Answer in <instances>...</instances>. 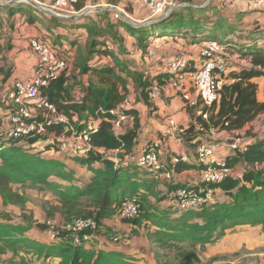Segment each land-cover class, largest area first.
Here are the masks:
<instances>
[{
  "label": "trees",
  "instance_id": "16d2710c",
  "mask_svg": "<svg viewBox=\"0 0 264 264\" xmlns=\"http://www.w3.org/2000/svg\"><path fill=\"white\" fill-rule=\"evenodd\" d=\"M87 4L88 0H78L74 5L75 11L84 10ZM213 8L211 6L210 10ZM207 9L201 11L208 12ZM194 11L197 12L190 7L176 8L169 17L148 29L134 28L124 20L112 22L106 18V25L104 22L91 20L87 25L89 37L86 43L81 44L79 39L74 40L73 47L74 45L77 47L76 51H72L68 57L65 56L64 45L59 44L48 33L44 37L33 35L25 38L29 41V46L32 39L52 42L53 50L61 53L60 56L65 57L68 62L67 69L47 86L41 87L38 98L28 102L33 112L28 121L46 122L44 112L47 111L39 110L38 102L47 101L56 107L58 114L67 118L68 125L78 133L88 130L91 123L94 124L95 130L89 131L92 148L87 155L80 156L70 154L64 148L73 131L67 132V124L57 121L47 126L43 134L35 133V136L28 135L19 139L10 137L9 118L17 112V107L7 101L12 86L21 81L16 77L17 65L14 62V54L17 55L22 48L13 44L16 39L13 32L17 27L14 30L10 20L15 17L14 23L20 22L21 26L29 24L37 28L46 26L44 21L65 30H69L66 28L68 24H71V28L79 26L76 21L58 19L33 7L23 9L21 6H0V112L5 116L0 119V241L12 242V245H15L17 250L15 252L20 256V264H27L28 253L41 260L54 259L56 262L61 260L62 264H136L124 257H120V262L113 261L111 258L113 255L108 252H92L85 242L75 244L70 231L67 234L61 231V234L60 227L50 226L42 218L36 217V212L31 211L28 215H22L20 208L26 207L27 189L45 188L54 191L62 204L59 212L63 213L64 207L68 203L77 202L79 195L92 198V203L97 204V211L94 217L90 218L96 221L98 228L87 233L93 242H96L100 235L107 234L105 221L111 217V211L112 216L115 215L133 226H139L143 222L149 234H151L149 227L153 225L145 223L146 218L151 219V223L154 224L153 219L161 217V221L157 222L159 231L152 235L163 249L170 245L169 242L177 245L187 239L202 246L219 242L226 236V230L232 227L231 224L252 226L264 224V118H261L264 117V103L258 100V85L255 82L256 79L264 77V45L260 44L264 41V23L246 27L243 38L237 42L231 37V34L239 29L236 25H230L228 22L226 25L223 17L213 13L211 19L215 20V23L204 24L203 19L195 20L192 15ZM17 14L20 17H16ZM105 14L114 15L112 12ZM6 24H9L10 31L5 37ZM121 26L127 27L131 36L138 41L139 47L144 49L145 45H149L151 38L162 35L173 40L189 37L186 41L188 45L198 43L203 47L206 42L217 41L229 51L232 59L229 57L227 72L222 77L224 85L219 92V101L211 107H205L204 110L209 114V119H204L201 115H192L193 120L189 128L178 131L179 138L194 150L195 160L191 163L183 160L182 156L171 158L170 163L161 160L163 169L154 174L138 168L133 163L124 165L127 155L138 156L147 148L145 146L138 149L142 130L138 106H148L152 111L155 109V99L150 93L154 85L162 88L160 80L164 76L158 77L160 79L156 81L146 71L121 58L128 51L124 45L125 39L117 31ZM184 28L188 30L184 31ZM208 28H224L222 38L219 39L217 35L214 37L205 35V32L210 30ZM46 30L53 33L50 27H46ZM57 36L62 37L59 34ZM245 36L251 38L245 39ZM107 37L116 42L118 50L111 48ZM252 37L254 41H251ZM127 99L131 104L124 112L127 122L122 125V131L117 133L118 116L111 112L119 113L120 106ZM187 107L191 108L189 104ZM211 127L216 129L215 134L211 133ZM232 135L241 140L242 146L237 150L230 148L231 155L224 162L228 169L235 172L220 183L205 182V173L211 167L198 161L199 147L206 143L218 144L221 138L224 143L229 144L232 140L224 137ZM42 145L43 148H40ZM116 151L119 164L114 159L113 152ZM51 153H64L67 160H74L80 164L82 170L84 172L86 170L90 176L88 189L79 191L76 188H61L59 185L61 183L52 178L60 180L67 176L66 164L61 160L65 158L57 161L50 155ZM175 159H179L176 164ZM131 168L137 175L141 173L152 179L151 183L145 185V188L149 189V196L158 200H161L158 196L166 197L163 204L168 203V207L155 209L157 212L160 211V215L151 213L144 215L141 204L137 218L120 216V207L127 196L132 194L130 198L139 199L141 194H147L146 190L140 192L141 185L137 182L131 183L127 171ZM186 170L199 172L201 182L195 184L177 179L176 175ZM167 174H170L171 178H168ZM161 178L163 182L157 184V179ZM182 190L193 192L207 200L197 208L183 210L178 204V193ZM209 194L211 197L208 199ZM178 213H181V216L174 218L172 222L170 218L172 215L178 216ZM196 220L201 222H194ZM13 230L19 234L12 232ZM134 233L137 234V231ZM14 238L15 241H12ZM123 239L124 236L119 234L105 236V241L109 244L118 245ZM24 255L26 256L23 257ZM199 261L200 258L194 251L185 256L181 255L177 260L180 264H194ZM0 264H6L5 256H0Z\"/></svg>",
  "mask_w": 264,
  "mask_h": 264
},
{
  "label": "crops",
  "instance_id": "0c3cea01",
  "mask_svg": "<svg viewBox=\"0 0 264 264\" xmlns=\"http://www.w3.org/2000/svg\"><path fill=\"white\" fill-rule=\"evenodd\" d=\"M37 1V0H34ZM51 0H43L42 2L37 1L41 3L42 5H50L46 4V2ZM176 5L179 6H186L193 8L196 14H199L203 11L204 7L199 6L200 0H173ZM45 2V3H44ZM54 2V0H52ZM50 2V3H52ZM217 4H225L229 9L232 8L228 13L226 10L225 17L228 20H232L230 25H236L241 20V17H245L247 21H245L246 24H244V29L246 27H253L254 25H259L260 23H264V0H217ZM10 6H18L23 9H27V7H33L27 3H19L14 4ZM234 7V8H233ZM34 8V7H33ZM94 8V11L90 13L89 15L75 19L72 21H76V24L79 26L78 28H71V24L66 25V28L69 30H65L64 28H57L54 29V27H50L49 25L41 26L40 28H37L36 26H31L29 24H25L24 26H20L17 30V34H19V39L21 41L26 40L25 38L31 37L35 35L34 37L41 36V33L43 35L50 34L52 38L59 44L64 45V51L65 56L68 57V55L71 54V52L74 50L76 51V46L73 47V41L76 40L75 36L69 35L67 32H74L75 35L79 34L81 38H79L81 44L86 43L87 37H89L88 34V28L87 25L91 23V20H94L95 22L99 23H105L106 25V18H109L112 22L124 20L126 23H128L130 26L134 28H151L153 25H156L157 21H154L153 19H150L149 12L146 9V7L137 2L136 0H97V2L92 3L91 0H88V4L85 6L84 10L92 9ZM211 7H209V11L206 12L208 18H211V15L213 12L210 10ZM112 9L119 10L123 15H126L128 17V20H130L132 23L135 24L131 25L125 18L122 17V15L119 14L120 17H117V12H114ZM207 9V8H205ZM207 9V10H208ZM37 10V9H36ZM114 13V15L111 14H105V13ZM210 12V13H209ZM102 15V16H97ZM91 16V17H90ZM194 16V15H193ZM17 17V16H16ZM20 17V16H19ZM195 20L202 19L200 17H197V15L194 16ZM16 18L10 20V23L12 26H14L15 30V23L14 20ZM66 20V19H65ZM9 21V20H8ZM204 21V20H203ZM145 25V26H142ZM46 27H50L53 30V33H49L46 30ZM31 28L33 29V33H26L27 35H24L26 32V29ZM238 28V27H237ZM73 29V30H72ZM210 29V28H208ZM156 30V29H155ZM242 30V29H241ZM119 34L125 39V44L127 46V54H124L121 58H123L126 61H129L133 65H136L141 70L147 69V73H151V77L154 80H159L160 76H164L160 82L162 83L161 93L159 97L155 99L154 106L155 109L152 111L150 107L139 105L138 110L141 113V135L139 137V143H138V149H142L145 146L147 147L150 144L158 143L161 144V160L165 163H170L171 158L182 156L188 160L187 163H191V161L195 160L194 157V150H191L183 140L179 138V132L182 129H188L190 124L192 123V115L194 116H200L202 112H205L206 109L205 105L203 104L202 100L199 98L198 93L196 90L191 89L190 90V98L191 100L188 102L185 100L182 96V94L174 89V87L171 85H164L163 82H166V79H168V76L165 77L166 74H168V65L170 61L172 60L173 56L175 57L178 54H181L184 59L189 61V65L191 69H195L198 66L201 65L202 58H201V51L203 46H199L197 43L196 45H189V49H183L182 46L185 45L183 42V39H176L174 41L172 38L169 37H162L159 39L151 38L149 45H145V49L142 47H139L138 41L131 36L129 33V29L127 27H118ZM129 31V32H128ZM154 31V30H151ZM214 33L211 35V33ZM15 34V31L13 32ZM57 34L62 35V37H58ZM214 37L216 33V29H210L207 32H205V35H209ZM108 43L112 45L111 48H114L115 50H118L119 47L116 45V42L113 41L111 38L107 37ZM18 40V39H17ZM15 42V41H14ZM167 47L171 49V51H167ZM29 41L28 44L25 46L24 49H21V52H18L17 55L14 54V62L15 65H17L16 69V77L21 81H30L34 78L35 68L37 65V58L30 50ZM65 58V57H64ZM102 62V61H101ZM256 84L258 85V93L257 97L259 102L264 103V77L259 78L255 80ZM187 104L191 106V108L187 107ZM264 118V117H261ZM171 121L175 122V125L171 124ZM256 130H258V127L255 126ZM219 148L217 152L216 160L223 161L227 159L231 155V151L228 148L227 143H219ZM64 155V153H59V155ZM65 158V156L60 157L58 159ZM61 160H67L61 159ZM69 161V160H67ZM66 161V162H67ZM128 171V175L131 177V183L137 182L139 185H141V191L144 192L146 190V193L149 195V189L145 188V185L147 183H151L152 179L149 176H145L141 173L138 175L136 172L131 168ZM137 171V170H136ZM233 171V170H232ZM235 172V171H234ZM233 172V173H234ZM85 173V172H84ZM86 174L89 176V174L86 172ZM90 177V176H89ZM177 179L181 181L186 182H193L197 184L198 182H201V177L199 172L194 170H186L182 172L181 174L176 175ZM90 183V182H89ZM130 184V183H129ZM90 185V184H89ZM28 190V189H27ZM132 195V194H130ZM129 195V196H130ZM127 196V197H129ZM60 201V199H58ZM50 207H45L47 211L50 210L51 212H59V209L61 207V203L57 201L56 198H53L50 202H48ZM167 204H161V207L159 208L156 206L154 209H163V206H167ZM27 209H32L26 205ZM18 209V208H17ZM54 210V211H52ZM155 211V210H154ZM19 214L21 213L20 211ZM37 213V212H36ZM18 214V213H17ZM20 217V215H19ZM21 218V217H20ZM106 223V229L107 234L106 235H100L96 242L90 241L87 243L89 245V248H91L92 252L99 253V252H108L111 255V258L113 261L120 262V257L128 258L130 261L136 264H154L151 260V255L153 253L148 248L149 244L146 241L145 235L146 230L144 223L140 224L139 226H133L129 223H125L118 219L115 215H111L109 219L105 221ZM250 226H241L235 229L234 232L238 233L239 231L244 230H250ZM258 228H254V231H252L250 234L254 237L260 233L258 231ZM134 231H137V234L134 233ZM234 232L229 233L232 235H229L223 239L221 242V248H225L226 244L229 242L230 245H235V243H232L230 238L233 236ZM235 233V234H236ZM116 234H119L120 236H124V239L121 240V242L116 244H109L105 241V236H115ZM261 240H257L259 242ZM123 243L124 248L118 247ZM252 244L256 245V240L252 241ZM116 245V246H114ZM114 246V249H113ZM146 246V247H144ZM250 247V245H249ZM238 247H234L233 250H226L222 254H228V253H237ZM54 260V259H52ZM125 260V259H124ZM55 261V260H54ZM61 264L60 262H56ZM235 264V263H232Z\"/></svg>",
  "mask_w": 264,
  "mask_h": 264
},
{
  "label": "built area",
  "instance_id": "2783aa9c",
  "mask_svg": "<svg viewBox=\"0 0 264 264\" xmlns=\"http://www.w3.org/2000/svg\"><path fill=\"white\" fill-rule=\"evenodd\" d=\"M136 1L146 7L150 19H153L154 21L163 20L169 17L173 10V5H175L173 0ZM77 2L78 0H54L51 5L46 7L61 16L71 17L86 11H75L74 5ZM119 14L120 13L116 16L120 17ZM30 50L37 58L34 78L29 82L17 81L10 89L7 98V101L17 107V112L9 118L11 123L9 136L19 139L28 135L35 136V133L43 134L46 132L47 126H51L57 121L67 124V132L73 131L71 140L76 143L74 144L76 155H87L92 148L89 131L95 130L96 126L94 124L91 123L88 130L78 133L73 127L68 125L67 118L58 114L56 107L49 104L47 101L38 102V109L47 111L44 112V121L46 122L36 123L33 121L30 123L28 121V119L33 116V112L28 102L38 98L40 88L47 86L52 80L59 77L68 67L67 59L58 55V53L53 50L50 42L48 43L39 39H32L30 42ZM223 50L226 52V47H224L223 44H220L217 41L208 42L201 52L202 64L195 68V70H191L189 61L184 59L181 54H178L168 65V82L171 78V85L176 91L180 92L183 95V98L188 102L191 100L190 90L194 89L206 107L215 105L219 101V92L224 85L222 77L227 72L230 61L229 57L223 53ZM160 93L161 86L154 85L150 96L155 99ZM130 105V101L127 99L120 106L119 113L116 111L111 112L118 116L116 121L117 133L122 131V125L127 122V116L124 112ZM201 116L204 119H209L208 113L202 112ZM171 124L175 125V122L171 121ZM210 129L211 133H216L215 128L211 127ZM226 138L232 140L228 144L229 149L237 150L241 148V140L238 137H224V139ZM67 144L69 143L66 142L65 145ZM218 144L206 143L201 145L198 149V161L200 164H208L211 167L205 173L204 179L207 183H220L233 175V171L226 167L225 162L216 160L219 148ZM158 146V143L154 146H149L138 156L127 155L125 157L126 163H124V165H127V163H133L138 166V168L153 174L162 170L163 165L156 152ZM117 152L118 151L113 153H115L114 159L117 161V164H119L120 160H117ZM183 160L187 161L184 157ZM178 162L179 159H175V164ZM216 166L217 168H215ZM167 177L171 178V175L167 174ZM210 197L211 194L208 195V199ZM206 200L193 194V192H188L186 190H182L178 193V204L183 210L197 208L202 202H206ZM141 204V201L137 198L128 197L124 199L122 206L120 207V216L122 218L130 219L137 218L141 211ZM97 228L98 225L93 218L78 219L68 226L71 236L77 245L82 242H85L86 244L89 243L91 238L87 232L95 231Z\"/></svg>",
  "mask_w": 264,
  "mask_h": 264
},
{
  "label": "rangeland",
  "instance_id": "374dc122",
  "mask_svg": "<svg viewBox=\"0 0 264 264\" xmlns=\"http://www.w3.org/2000/svg\"><path fill=\"white\" fill-rule=\"evenodd\" d=\"M3 1L6 2L8 0H3ZM50 2H52V0L46 2V4L51 5L53 3V2L52 3H50ZM91 2L95 3V2H97V0H91ZM216 2H217V0H200L198 5L201 7H204L203 9L213 6L214 8L211 9V12H213V14H215L217 16L223 17L225 19V24L227 25V22H231L232 20L231 19L228 20L224 15L226 13V10L228 13L232 8L229 9L225 4L219 5V3L217 4ZM45 6H48V5H45ZM179 7L185 8L186 6H179V5L175 6V5H173V10L176 8H179ZM92 9H94V8H92ZM192 15H194V16L197 15V17L202 18L204 20V24H214L215 23V20L208 18L206 12H201L199 14H196L194 11ZM15 16L19 17V14L15 15ZM163 17H165V16H163ZM7 20H5V22H7ZM245 21H247V19H245V17L242 16L239 23H237V27L239 29H237L235 31V33L231 34V37L233 39H236L237 42H239V40L243 38L244 24H246ZM157 22H159V21H157ZM44 23L46 25H49L50 27L52 26V27H54V29H56L55 24L50 23L48 21H44ZM8 25L9 24H6V29L4 30V36L5 37L8 35V33L10 31V26H8ZM20 26H21L20 22L15 23V27H17V29L15 31V38L16 39H15V42L13 41V44L15 45V47H21L22 49H24L25 46L28 44V41H25V40L21 41L19 39V34H17V30ZM240 29H242V30H240ZM32 30L33 29H31V28L26 29V32L24 35H27L26 33H33ZM183 30L187 31L188 28H184ZM238 30H240V31H238ZM42 33H41V37H44L45 35H43ZM67 33L71 36L72 35L75 36L76 39L81 38V36L79 34L75 35L74 32H67ZM216 33H217L216 35L219 39L222 38V34L224 33V28L223 29H216ZM212 34H214V33L212 32L211 35ZM246 35H248V34H246ZM209 36H210V34H209ZM162 37H163L162 35L161 36H155V39H159ZM17 38H18V40H17ZM249 38H251V37L245 36V39H249ZM253 38L254 37H252L251 41H254ZM188 39H189V37L184 38L183 42L185 43L186 41H188ZM174 41H176V40H174ZM206 43H208V42H206ZM51 44H52V42H51ZM260 44L264 45V41H262ZM182 48L183 49H189L188 43L186 42L185 45L182 46ZM169 50L171 51V49L169 47H167V51H169ZM57 53H58V55L61 54L58 51H57ZM223 53L226 56L230 57V59H232L229 51L226 50V52H225V50H223ZM175 57L173 56L172 60ZM143 71L147 72V69H144ZM149 74H151V73H149ZM170 81H171V78H170ZM170 81L168 82V79H166V82H163V83H164V85H170L171 86ZM1 118H5V116L3 113L0 112V119ZM234 137H236V135L229 136V138H234ZM68 139H69L68 140L69 144L65 145L64 148L70 154L75 155L76 153L74 150L73 141L71 140V137ZM221 139L219 140V142L224 144V141H222ZM40 144L41 143H38V145H40ZM149 146L150 145H148L147 147H149ZM40 148H43V145L40 146ZM160 151H161V144L158 146V148H156L157 156H158L159 160L161 161ZM50 155H53V158L56 159L57 161H58V158L64 156L61 154L59 155V153L58 154L51 153ZM66 161L64 160L62 163L66 164L65 172L67 173V176L64 179H60V180L57 178H52V179L54 181L61 183L59 185H61V188H63V189L76 188L79 191L88 189V187L90 186L89 185L90 183H89V179H88L89 176L86 174V170L84 173V171L82 170L83 167L74 160H69L67 162ZM161 180H162V178H161ZM161 180L157 179V184H161L163 182V180L162 181ZM21 193H23V191H21ZM158 197H160L161 200L155 199L152 196H149L147 194H141V196L138 197L143 204L142 213H144V215L146 213H151L152 215H158L160 213V211L157 212L154 208H156V206H158L160 208L161 204L163 205V203L166 201V197L165 196H158ZM26 198H27L26 205H28V207H30L32 209L29 210L25 206L24 207L22 206L20 208L22 215H28V213H31V211L37 212L36 217L42 218L50 226H53L56 228L60 227L61 230L59 232L61 234H62L61 231H64V234H67L69 231L68 226L70 224H72L74 221H76L78 219H83L84 217L85 218L94 217L93 215L97 211L96 210L97 204L92 203V198H90L88 196H83V195L78 196L77 202L68 203V205L66 207H64V210H65L64 213L63 212H51L50 210L47 211L46 209H44V206L50 207L48 202H50L53 198H56L58 202H60V201L58 200L59 196L56 195V193L54 191L48 190L45 188L44 189H28L26 191ZM61 207H62V204H61ZM52 211H54V210H52ZM92 211H94V212L91 213ZM112 212L113 211H111V215H112ZM162 215H163V213H162ZM43 216H45V217L43 218ZM180 216H181V213H178V216L172 215V218H170V220L173 222L174 218L180 217ZM160 218L161 217L154 218L153 219L154 224L151 223V221H152L151 219L147 220V218H146V220H145V223H150L151 225H153V226L149 227V229H151V234L146 233L145 238H146V241L148 243H150L148 248L153 253V255H151V260L153 261L154 264H161V262L180 264V262H177V260L180 258V256L181 255L185 256L187 253H189L191 251L196 252L200 258V261L196 262L194 264H232V263H235V264H264V224H258L256 226H252L249 224H244V225L243 224H238V225L231 224L232 227L229 230H226L227 233H226L225 237L232 235L229 233L234 232L235 229L238 227L250 226V228H251L250 230H244L243 232L242 231H239L238 233H236L237 231L234 232L233 236L229 240L232 243H235L234 246L230 245L228 242L226 244L225 248H221V245H222L221 242L225 238L224 237L222 239V241H219L216 243L211 242L207 246H202V244H199V243L193 244V242L190 241L191 239H187L184 242L178 243L177 245H175V243L169 242L170 245L167 246L169 248L166 247V249H163L162 248L163 246H161L160 244H157V242H155L156 240L153 239L154 235H152V234H155L157 231H159L158 230L159 226H158L157 222L161 221ZM70 219H73V220L70 221ZM68 220L70 222H68ZM194 222H201V221L196 220ZM254 228H258L259 229L258 231H260V233L253 237L250 233L252 231H254ZM144 229L147 230L146 227ZM12 232L19 234L15 230H13ZM216 233L218 234V232H216ZM254 240H256V245L252 244V241H254ZM257 240H261V241L257 242ZM12 241H15V238ZM249 245H250V247H249ZM118 247L124 248L123 243L121 245H119ZM144 247H146V246H144ZM234 247H238L237 253L222 254L226 250H233ZM15 251H17V250L15 249V245H12V242L0 241V256H5V263L6 264H20V258H19L20 256ZM25 256L26 255H24L23 257H25ZM22 260H23V258H22ZM26 260H27V262H26L27 264H59V263H55L54 260H50V261H46V259L41 260L37 256H33L30 253H28V257L26 258Z\"/></svg>",
  "mask_w": 264,
  "mask_h": 264
},
{
  "label": "water",
  "instance_id": "95a60500",
  "mask_svg": "<svg viewBox=\"0 0 264 264\" xmlns=\"http://www.w3.org/2000/svg\"><path fill=\"white\" fill-rule=\"evenodd\" d=\"M19 3H27V4L33 6L35 9H37L38 11H40L42 13L48 14V15H50L52 17H55V18H58V19H66V20L79 19V18H82V17H85V16L89 15L90 13H92L94 11H97V10H94V9H88V10L82 12L81 14L74 15V16H71V17H64V16H61V15L51 11L45 5H41L37 1H33V0H8L6 2L0 1V6H10V5L19 4ZM112 10L114 12L120 13L122 15V17L125 18L131 25L135 26V24L132 23L130 20H128V17L126 15H123L119 10H117V9H112ZM142 26H145V25H142Z\"/></svg>",
  "mask_w": 264,
  "mask_h": 264
}]
</instances>
